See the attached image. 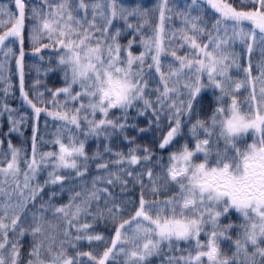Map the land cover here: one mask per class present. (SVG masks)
Listing matches in <instances>:
<instances>
[{"label": "snow or ice", "instance_id": "6c2138e0", "mask_svg": "<svg viewBox=\"0 0 264 264\" xmlns=\"http://www.w3.org/2000/svg\"><path fill=\"white\" fill-rule=\"evenodd\" d=\"M0 83V264H264V0H0Z\"/></svg>", "mask_w": 264, "mask_h": 264}, {"label": "trees", "instance_id": "16d2710c", "mask_svg": "<svg viewBox=\"0 0 264 264\" xmlns=\"http://www.w3.org/2000/svg\"><path fill=\"white\" fill-rule=\"evenodd\" d=\"M123 2L124 3H135V2H137V0H123ZM139 2H141L145 6H151L153 3L156 2V0H139ZM32 63H33L32 61H27L26 66H25V75H26V84L27 85L31 84L32 78L35 77V75H36L34 69L31 67ZM40 79L45 82L46 87L59 86V85L55 84V81L58 79L57 76H53L51 74H48L47 76L41 75ZM13 85L16 89V92H15L14 97L9 98V102H12L15 99V97H18V95H19V93H18V85H19L18 75H16L15 80L13 81ZM0 99H3V84L2 83H0ZM13 106H15V104ZM6 123H7L6 114H0V131H7V128L5 127ZM40 123H41V125H43V118H41ZM132 134L133 133H131V132L129 133V135H132ZM151 139H152V134L149 133L147 136H140L137 140V143L143 145L145 143H148V141ZM183 142L184 141L181 140V143H183ZM13 143H17V140L15 139V134L13 135ZM90 147L95 148V144L94 143L91 144ZM149 147H151L150 144H149ZM123 150L127 151V146H124ZM93 168H94V165H93ZM117 191H119V190L117 189ZM153 260L154 261L152 264H154L155 260H157V259H153Z\"/></svg>", "mask_w": 264, "mask_h": 264}, {"label": "rangeland", "instance_id": "374dc122", "mask_svg": "<svg viewBox=\"0 0 264 264\" xmlns=\"http://www.w3.org/2000/svg\"><path fill=\"white\" fill-rule=\"evenodd\" d=\"M184 2H185V0H173V3H175L178 7H179V6H182V5L184 4ZM178 24H179V22L176 21V22L173 23L172 26H178ZM223 222L226 223L227 221L225 220V221H223ZM154 259H156V258H154ZM153 261H154V260H153ZM152 263H153V262H152ZM154 264H159V260H158V259L155 260Z\"/></svg>", "mask_w": 264, "mask_h": 264}]
</instances>
